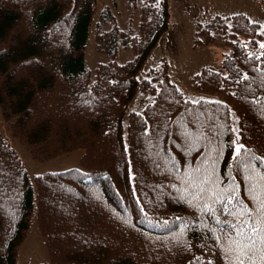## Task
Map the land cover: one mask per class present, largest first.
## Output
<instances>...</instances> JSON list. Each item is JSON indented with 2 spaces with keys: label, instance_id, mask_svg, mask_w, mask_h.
I'll return each mask as SVG.
<instances>
[{
  "label": "trees",
  "instance_id": "trees-1",
  "mask_svg": "<svg viewBox=\"0 0 264 264\" xmlns=\"http://www.w3.org/2000/svg\"><path fill=\"white\" fill-rule=\"evenodd\" d=\"M96 6L0 0V110L12 136L35 160L84 150L79 166L31 179L0 134V264H19L33 214L48 256L41 264H225L221 226L189 181L214 170L223 187L233 176L252 206L232 157L244 145L264 172V27L244 13L196 22L198 43L220 34L229 51L220 69L204 66L192 77L223 99L195 101L172 81L167 61L138 78L169 28L163 1L142 3L137 30L95 27L109 59L92 73L84 55ZM119 42L135 50L132 60L116 61ZM137 90L153 98L129 111Z\"/></svg>",
  "mask_w": 264,
  "mask_h": 264
},
{
  "label": "rangeland",
  "instance_id": "rangeland-1",
  "mask_svg": "<svg viewBox=\"0 0 264 264\" xmlns=\"http://www.w3.org/2000/svg\"><path fill=\"white\" fill-rule=\"evenodd\" d=\"M145 0H97V6L92 17V23L88 33L84 61L86 66L95 72L101 62H107L109 57L97 49L95 39V27L100 24L102 31H108L113 27L119 30L127 28L138 29L141 17V5ZM163 1L169 10V28L161 37L158 46L148 57L143 70L139 73L140 80L147 77V71L151 67L159 66L163 61L169 62L171 79L192 100L201 99L222 100L220 94H210L197 89L192 83V77L204 66L221 68L222 60L228 53V47L223 37L218 34L216 40L209 44L197 42L196 22L207 23L214 14L232 15L244 13L252 21L264 27V5L261 0H153ZM108 10L113 19L102 20V14ZM116 61L125 63L136 56L133 48L125 47L118 43ZM153 96L148 91L137 90L135 97L129 103V111H142L146 103ZM232 112V123L238 130V119ZM0 134H2L16 149L31 179L38 174L49 171H61L79 166L83 149H77L70 153L49 158L35 160L27 147L12 136L7 122L0 110ZM238 139V135H237ZM239 141V140H237ZM18 261L20 264H40L48 261V256L43 245L41 233L37 225L36 215L33 214L29 232L21 247Z\"/></svg>",
  "mask_w": 264,
  "mask_h": 264
},
{
  "label": "snow or ice",
  "instance_id": "snow-or-ice-1",
  "mask_svg": "<svg viewBox=\"0 0 264 264\" xmlns=\"http://www.w3.org/2000/svg\"><path fill=\"white\" fill-rule=\"evenodd\" d=\"M260 47L264 48V43ZM232 159L244 173L251 207L239 196L235 177L229 176L227 185L221 187L223 182L214 177V170L212 176L197 175L191 178L190 186L195 189L192 196L197 201L204 199L203 211L212 214L216 224L221 226L220 231L224 236L220 250L225 256V264H264V172L257 170L253 163L256 158L249 155L244 145L234 146ZM205 184L207 188L202 186ZM218 211L234 220L222 221L217 215ZM215 239L221 241L220 236ZM209 264L213 262L209 261Z\"/></svg>",
  "mask_w": 264,
  "mask_h": 264
}]
</instances>
